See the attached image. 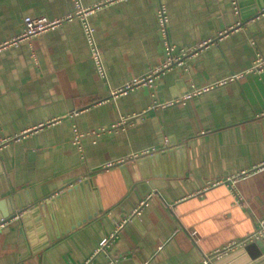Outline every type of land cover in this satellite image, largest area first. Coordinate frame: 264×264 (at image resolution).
<instances>
[{
    "label": "crops",
    "instance_id": "1",
    "mask_svg": "<svg viewBox=\"0 0 264 264\" xmlns=\"http://www.w3.org/2000/svg\"><path fill=\"white\" fill-rule=\"evenodd\" d=\"M81 2L107 77L78 17L22 35L76 0H0V264H264V9Z\"/></svg>",
    "mask_w": 264,
    "mask_h": 264
},
{
    "label": "built area",
    "instance_id": "2",
    "mask_svg": "<svg viewBox=\"0 0 264 264\" xmlns=\"http://www.w3.org/2000/svg\"><path fill=\"white\" fill-rule=\"evenodd\" d=\"M101 4L97 5V6H93V7H84L82 5L81 0H76V10L73 13H69L67 16L61 17V18H55V19H49L48 17L44 16V15H38V16H25L23 23L25 26V30L23 32V36H34L35 34H39L42 33L44 31H47L49 29H51L52 27L57 26L58 24H60L61 22L68 20V19H72V18H80L83 27H84V33L86 36V39L89 43V46L91 48V55L92 58H94L97 69L100 73V75H102L103 77H107L106 75V67H105V61L104 58H102V53L98 44V41H96V35H95V26L91 23L90 21V14H92V12H94V10L97 7H100ZM158 21L160 22V26H161V30L165 36V39H167V45L169 48V52L172 54V50L174 49L175 45L172 44L170 42V39H168V15H167V10L165 6H162L158 12ZM176 60V58L174 56H172L170 62L168 64H166L167 66L169 64L172 63V61ZM165 65V66H166ZM264 69V54L259 52L258 53V57L253 65V67L251 68L252 71H259V70H263ZM153 79V75H148L145 77H138L137 79L133 80V82L127 84L126 86H123L122 88L119 89H114L112 90V92L114 94H118L121 93L124 90H127L131 87H134L135 85H139V83H151ZM210 86L208 87H204V88H200V89H195L193 92H191L188 95H185V99L186 98H190L191 96L201 93L204 90H207ZM75 128V143L77 145H79V147H81V138L84 135V133H82L79 128H77V126L74 127ZM138 213V210L136 211ZM5 223L3 222L4 225ZM258 229L257 231L250 236V238H260L264 241V219L263 221L258 225ZM195 234V233H193ZM109 243V239L106 238L102 241L101 243V247L107 246V244ZM239 244H233L231 246H229L227 249L222 250V251H218L216 254L219 255V253H224V252H228L231 248H234L236 246H238ZM210 257L206 258L204 260L205 264L210 263Z\"/></svg>",
    "mask_w": 264,
    "mask_h": 264
},
{
    "label": "water",
    "instance_id": "3",
    "mask_svg": "<svg viewBox=\"0 0 264 264\" xmlns=\"http://www.w3.org/2000/svg\"><path fill=\"white\" fill-rule=\"evenodd\" d=\"M255 2L257 3V5L255 4ZM239 3L242 7L243 19H248L253 14H256L260 9H264V0H246L244 1V3L243 1L239 0ZM229 258L230 257L219 258L214 261V264H225Z\"/></svg>",
    "mask_w": 264,
    "mask_h": 264
}]
</instances>
